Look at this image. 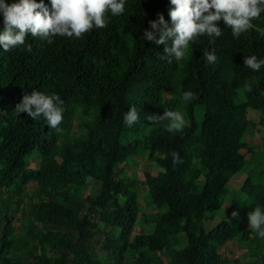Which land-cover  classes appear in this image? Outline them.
Instances as JSON below:
<instances>
[{"label":"trees","instance_id":"1","mask_svg":"<svg viewBox=\"0 0 264 264\" xmlns=\"http://www.w3.org/2000/svg\"><path fill=\"white\" fill-rule=\"evenodd\" d=\"M169 6L126 0L124 13H107L104 27L80 37L49 43L29 32L31 49L0 46V264H264V238L248 219L264 205V170L247 168L257 157L264 164V134L257 147L247 139L264 130V65L244 64L245 55L264 56V12L239 37L221 19L220 36L201 35L170 60L164 43L143 36L159 13L170 21ZM205 48L216 62L206 61ZM175 81L184 101L166 95ZM34 88L62 98L59 131L13 111ZM131 104L140 118L129 126ZM180 105L188 118L180 130L146 118ZM144 157L160 170L141 178L135 164ZM243 169L247 200L236 222L208 227ZM230 241L245 251L230 255Z\"/></svg>","mask_w":264,"mask_h":264},{"label":"clouds","instance_id":"2","mask_svg":"<svg viewBox=\"0 0 264 264\" xmlns=\"http://www.w3.org/2000/svg\"><path fill=\"white\" fill-rule=\"evenodd\" d=\"M168 16L163 12L158 18L151 19L143 30L145 39L164 43L168 58L180 60L189 51L190 42L196 41L201 35L211 40L222 33L218 23L225 22L235 37L253 27V18L260 17L264 12V0H169ZM126 9V0H0V46L9 50L19 46L31 49L32 44L26 43V36L46 39L51 43L56 36L80 37L92 28H102L108 22L107 13L119 15ZM169 41L171 43H169ZM203 56L208 63L217 61L215 50L203 49ZM244 64L253 70L264 65V56L255 53L244 56ZM185 99L193 96L191 90L183 92ZM62 98L55 92L48 94L34 88L25 91L13 111L18 115L26 110L27 115L37 119L43 117L50 128L59 131L63 119ZM140 118L135 104L124 112L123 121L132 126ZM153 122L167 120L169 130H180L186 124L184 114L180 110L165 108L164 112H151L146 117ZM173 159H179V153L173 151ZM234 209L233 216L238 215ZM250 227L256 234L264 238V205L255 204L248 212Z\"/></svg>","mask_w":264,"mask_h":264},{"label":"rangeland","instance_id":"3","mask_svg":"<svg viewBox=\"0 0 264 264\" xmlns=\"http://www.w3.org/2000/svg\"><path fill=\"white\" fill-rule=\"evenodd\" d=\"M178 91L179 88L177 87V83L175 81L172 89L169 92H167L166 95L174 97L177 100H183V98L179 95ZM178 110H180L181 112L185 111L181 105L179 106ZM260 116L261 113L258 112L257 110L249 109V117L259 118ZM196 117L198 121L201 122L203 117V109L201 105L197 107ZM185 119H186V123H188V118L185 117ZM261 134H264V130L263 131L255 130V132L252 135L251 134L247 135V139L252 141L253 144H256L257 147V145L261 142ZM242 150L246 151L245 148ZM31 164L35 165V161L34 160L31 161ZM135 165L136 168L138 169V173L140 174L141 178H143L144 176V171L157 173L160 170L157 164L150 157L140 158ZM247 168H248V172L251 171L252 173H260V170H264V164L262 163V165H260V157H257V160L254 161L253 166L252 167L247 166ZM243 170L242 172L235 174L231 178L228 185V192L226 195L223 196L222 208L215 212L213 219L207 223L208 227L214 226L217 223V221L221 218H226L231 222H236V218L239 216L240 212L242 211V206L244 202L247 200L246 194L240 190V187L247 176V170L244 171ZM90 182L98 186V183H96L93 178L90 179ZM138 190L141 192V197L144 201V205H145L144 209L149 213L150 211H152L153 207L150 206L149 204H146L148 200V195H147L148 186L144 183H140V185L138 186ZM234 209L239 210L238 215L236 216L232 215ZM228 247L230 248V250H228V253L230 255H232L231 251H234L235 254H241V252L245 251L246 248L240 241H235V242L230 241L228 242Z\"/></svg>","mask_w":264,"mask_h":264}]
</instances>
